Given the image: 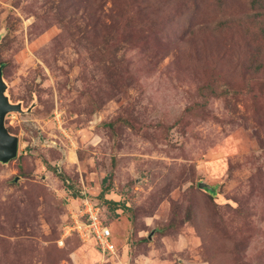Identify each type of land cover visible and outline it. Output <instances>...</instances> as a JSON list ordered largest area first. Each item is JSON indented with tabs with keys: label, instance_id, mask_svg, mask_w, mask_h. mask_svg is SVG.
<instances>
[{
	"label": "rangeland",
	"instance_id": "374dc122",
	"mask_svg": "<svg viewBox=\"0 0 264 264\" xmlns=\"http://www.w3.org/2000/svg\"><path fill=\"white\" fill-rule=\"evenodd\" d=\"M0 65V264H264V0H0Z\"/></svg>",
	"mask_w": 264,
	"mask_h": 264
},
{
	"label": "built area",
	"instance_id": "2783aa9c",
	"mask_svg": "<svg viewBox=\"0 0 264 264\" xmlns=\"http://www.w3.org/2000/svg\"><path fill=\"white\" fill-rule=\"evenodd\" d=\"M83 204L84 206L79 209V215L83 216V219L78 222L76 215L73 217L70 214L74 224L71 229L76 231L82 241L94 240L103 252V255L113 254L115 244L112 241V232L100 220L99 208L88 199L84 200Z\"/></svg>",
	"mask_w": 264,
	"mask_h": 264
},
{
	"label": "water",
	"instance_id": "95a60500",
	"mask_svg": "<svg viewBox=\"0 0 264 264\" xmlns=\"http://www.w3.org/2000/svg\"><path fill=\"white\" fill-rule=\"evenodd\" d=\"M7 84L3 79L2 66L0 65V162L7 163L14 159L18 153V136L8 131L5 125V117L9 112H22L21 103L9 100L5 91ZM201 185V184H200Z\"/></svg>",
	"mask_w": 264,
	"mask_h": 264
},
{
	"label": "trees",
	"instance_id": "16d2710c",
	"mask_svg": "<svg viewBox=\"0 0 264 264\" xmlns=\"http://www.w3.org/2000/svg\"><path fill=\"white\" fill-rule=\"evenodd\" d=\"M2 66V65H1ZM221 92H223V91H221ZM223 94L221 93L220 94V92H218L217 93V96H222ZM125 123H127V124H130L127 120H123ZM61 176V175H60ZM110 176H112L111 174H109L108 176H107V179H109V184H107V185H104L103 187H102V189H101V191H100V193L98 194V198H101L105 203H107V206L110 208V210L111 211H115L116 209H122L123 211L124 210H127V206H125V204L124 203H121V202H119V201H114V200H107V199H105L104 198V193H106V191L108 190V187L110 186ZM106 179V177L103 179V182H104V180ZM67 183H68V180H67ZM210 193H213V188H210ZM80 198H87L88 200H91L98 208H99V218H100V220L102 221V223L104 224V222H103V219H102V217H101V208H100V205H99V203H97L96 201H94L92 198H90L89 196H87V195H85V194H82L81 195V197ZM106 225V224H105ZM218 238V237H217ZM216 238V239H217ZM113 241V240H112ZM227 242H225V244H226ZM213 253V252H212ZM108 255H110V254H104V256H108ZM214 256H215V254H212V259L214 258Z\"/></svg>",
	"mask_w": 264,
	"mask_h": 264
}]
</instances>
